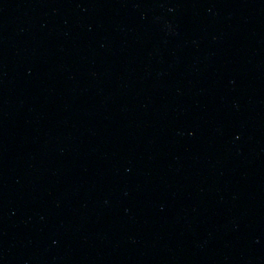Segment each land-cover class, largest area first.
I'll list each match as a JSON object with an SVG mask.
<instances>
[{
	"label": "water",
	"instance_id": "95a60500",
	"mask_svg": "<svg viewBox=\"0 0 264 264\" xmlns=\"http://www.w3.org/2000/svg\"><path fill=\"white\" fill-rule=\"evenodd\" d=\"M0 264H264V0H0Z\"/></svg>",
	"mask_w": 264,
	"mask_h": 264
}]
</instances>
